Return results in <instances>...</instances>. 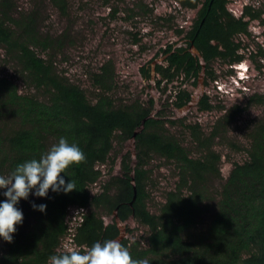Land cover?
Listing matches in <instances>:
<instances>
[{
    "label": "trees",
    "instance_id": "16d2710c",
    "mask_svg": "<svg viewBox=\"0 0 264 264\" xmlns=\"http://www.w3.org/2000/svg\"><path fill=\"white\" fill-rule=\"evenodd\" d=\"M50 1L65 14L68 0ZM177 1L182 8L195 11V17L186 31L177 30L183 45H168L164 59L152 69L158 87L181 80L173 90L172 103L182 109L192 100L185 82L196 86L203 74L215 80L213 62L223 63L232 72L247 58L241 40L250 37V22L264 23V11L245 5L235 16L228 0ZM13 6L12 0H0V50L5 61L14 64L19 80L0 77V176L7 177L19 164L39 159L61 138L76 144L85 159L61 174L65 184L75 182L76 190L65 194L49 189L45 198H39L32 196L33 189L27 199L18 202L23 221L16 225L12 242L3 240L0 245V264H49L51 256L66 252L69 246L83 252L96 242L117 239L119 223L131 218L146 228L142 240L130 239L129 230L120 239L135 260L146 259L149 264H264V118L255 122L246 147L231 142V149L244 150L245 157L230 161L224 178L223 155L214 148V140L240 107H220L225 114L210 132L198 122H181L197 151L192 156L168 126L175 122L152 114L153 99L147 105L139 101L116 105L109 94L115 77L110 61L91 73L92 86L99 91L94 99L88 97L84 88L57 69L51 55L42 56L53 44L59 48V40L42 36L35 14L17 17ZM147 8L141 4L145 12L150 11ZM140 71L145 79H152L150 67L142 66ZM250 100L264 105V94H254ZM198 108L212 110L207 94ZM130 140L134 153L122 154L120 172L114 175L112 152L116 145ZM154 157L170 163L176 177L175 186L157 203L155 212L148 208V165ZM103 168L107 179H103ZM210 180L217 184L211 191ZM93 185H99L94 193ZM4 191L0 189V203L5 201ZM33 204H44L46 209L43 213L34 210ZM203 206L211 215L198 228L196 218ZM72 208L78 211L74 225L68 222ZM100 212L111 216V222L106 223Z\"/></svg>",
    "mask_w": 264,
    "mask_h": 264
},
{
    "label": "rangeland",
    "instance_id": "374dc122",
    "mask_svg": "<svg viewBox=\"0 0 264 264\" xmlns=\"http://www.w3.org/2000/svg\"><path fill=\"white\" fill-rule=\"evenodd\" d=\"M12 1L14 3L12 12L17 17L21 13L35 14V24L39 33L59 40L61 44L59 48L53 44L51 50L43 52L42 56L48 58V55H51L57 69L72 82L84 88L88 97L94 99L99 91L92 86L91 73L97 71L104 62L110 61L115 77L109 94L116 105L136 101L147 105L149 100L153 99L152 114L165 121L175 122L168 126L172 127L192 156H196L197 151L190 145L189 135L183 132L185 129L181 122H198L205 132H210L225 114L224 110H231L234 106L240 107L242 110L232 117L230 124L220 127V134L214 140V148L223 155L221 173L224 178L231 168L230 161L244 159V150H233L230 145L233 142L242 148L246 147L255 122L264 118V105L250 100L254 94H264V23L250 22V37L244 36L241 40L248 54L239 66L233 67L230 72L229 67L223 63L213 62L212 68L216 79H210L203 74L196 86L190 81L185 82L183 86L192 93V100L186 107L176 109L172 103L174 99L172 94L174 88L181 84V80L169 85L163 82L158 87L153 78L155 72L152 67L164 59L163 50L168 45L173 47L183 45V36H179L177 30L186 31L190 27L195 11L182 8L177 0H68L65 14H62L50 0ZM228 1L229 11L235 16L241 14L245 5L264 11V0ZM141 4L147 5V10L150 11L142 10ZM115 9L117 12L114 15ZM262 19L264 22V14ZM135 38L140 42L136 44ZM142 66L151 68V80L143 77L140 71ZM0 77H7L19 83L14 64L5 61L1 50ZM22 88L23 86L19 84L20 91ZM205 94L209 96L213 105L212 110L207 112L198 108V102ZM126 152L134 153L133 140L123 146L116 145L113 150L114 175L119 174L121 156ZM131 160L133 164L134 158ZM148 169L151 172L148 208L155 212L157 203L175 186L176 177L173 166L159 157L152 159ZM103 171V179H107L108 173L104 168ZM207 186L211 191L217 184L210 180ZM98 187L99 185H93L92 192H96ZM32 196L36 197L34 193ZM213 202H210V207ZM77 214V210L70 209L68 222L71 225L76 223ZM99 214L106 223L111 222V216L104 212ZM210 215L208 207L203 206L202 212L196 218L197 227H203ZM119 226L124 233L130 231L128 235L130 239H144L146 228L132 218L120 223ZM2 244L3 239H0V245Z\"/></svg>",
    "mask_w": 264,
    "mask_h": 264
},
{
    "label": "clouds",
    "instance_id": "9594fccd",
    "mask_svg": "<svg viewBox=\"0 0 264 264\" xmlns=\"http://www.w3.org/2000/svg\"><path fill=\"white\" fill-rule=\"evenodd\" d=\"M84 159V153L76 144H70L65 138H61L39 159L19 164L7 177L0 176V189L6 190L3 192L5 201L0 203V239L7 243L12 242L16 225L23 221V213L16 205L20 200L27 199L33 189L34 195L39 198H45L49 189L55 193L62 191L65 194L76 190L75 182L70 180L65 184L61 174L70 165L79 164ZM32 207L42 213L46 209L44 204H33ZM49 264H149V262L146 259H133L120 239H110L103 243L96 242L83 252L69 246L66 252L51 256Z\"/></svg>",
    "mask_w": 264,
    "mask_h": 264
},
{
    "label": "water",
    "instance_id": "95a60500",
    "mask_svg": "<svg viewBox=\"0 0 264 264\" xmlns=\"http://www.w3.org/2000/svg\"><path fill=\"white\" fill-rule=\"evenodd\" d=\"M194 53H196L197 54V52L196 51H194ZM119 225H120V223H119ZM120 227V226H119ZM120 230H121V235L117 238V239H121V237H122V235L124 234V232L122 231V229L120 228Z\"/></svg>",
    "mask_w": 264,
    "mask_h": 264
}]
</instances>
